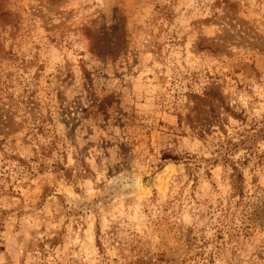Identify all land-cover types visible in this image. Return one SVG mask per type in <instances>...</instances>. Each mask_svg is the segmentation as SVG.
<instances>
[{"label":"rangeland","instance_id":"obj_1","mask_svg":"<svg viewBox=\"0 0 264 264\" xmlns=\"http://www.w3.org/2000/svg\"><path fill=\"white\" fill-rule=\"evenodd\" d=\"M0 264H264V0H0Z\"/></svg>","mask_w":264,"mask_h":264},{"label":"water","instance_id":"obj_2","mask_svg":"<svg viewBox=\"0 0 264 264\" xmlns=\"http://www.w3.org/2000/svg\"><path fill=\"white\" fill-rule=\"evenodd\" d=\"M130 186L134 189L139 188L141 186V177L138 175L135 179H132Z\"/></svg>","mask_w":264,"mask_h":264}]
</instances>
